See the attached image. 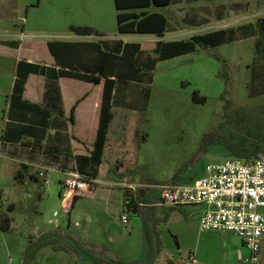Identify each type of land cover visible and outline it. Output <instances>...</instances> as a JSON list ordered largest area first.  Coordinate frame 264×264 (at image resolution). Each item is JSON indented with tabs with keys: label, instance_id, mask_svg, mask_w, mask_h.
Returning <instances> with one entry per match:
<instances>
[{
	"label": "rangeland",
	"instance_id": "obj_1",
	"mask_svg": "<svg viewBox=\"0 0 264 264\" xmlns=\"http://www.w3.org/2000/svg\"><path fill=\"white\" fill-rule=\"evenodd\" d=\"M8 1L0 0V41L9 40L17 30V25H27V18L28 24H31L35 15H40L45 20L49 16L48 8L55 0H43L41 10H30L29 17L26 16V9L22 4L24 0H18L20 5L17 12L9 8ZM60 1L66 3L63 8L66 23L74 22L77 26H84L91 22L89 18L97 20L89 13L86 0ZM76 1L82 3L81 8L80 5L79 8L73 6ZM107 1H111L114 7L113 0ZM176 1L179 3L167 10L176 26L175 32L163 38L123 36L124 40L145 45L188 39L198 34L235 28L264 17V0ZM150 10L165 13L164 8ZM117 23L115 17L111 18V23H107V40H115L119 35ZM53 24L49 23L36 32L28 33L23 40L28 44H38L36 57L41 62L50 57L47 48L42 47V44L67 40L66 36L72 35L68 24L64 29ZM0 44L5 46L4 42ZM254 55L255 38H249L216 48L198 49L194 53L159 62L146 115H140L136 111L132 114L127 110H113L114 119L108 142L111 147L118 148L119 157L123 155L121 144L128 142L127 134L133 129L130 122H133L136 130L147 136L146 141L139 147L137 140L132 141L136 147L137 164L133 168L135 178L133 176L128 181L161 186L170 182L185 164L195 160L189 172L181 177L184 185H190L203 177L204 168L208 164H218L230 158L223 145L208 144L207 135L221 133L219 126L225 122L223 114L226 105L223 97L231 100L233 109L238 111L257 113L264 106V97L252 98L247 91L251 77L248 66L252 64ZM14 64L13 58L0 53V130L7 109L6 99L14 78ZM73 85L78 87L72 89ZM62 86L68 101L89 96V101L80 108L76 127L72 130L75 135L90 140L95 130L94 125H97L94 112L97 110V102L101 100V92L81 82L64 80ZM138 90V85L131 88V100L137 99ZM196 93L206 98V103L196 102ZM74 105L75 103L68 107V114ZM202 147L205 148L203 151ZM31 156L38 159L41 155H31L20 147L0 149V207L5 213H8L11 205L14 210L9 213L14 219L13 230L8 233L0 231V264H76L86 256L75 241L84 244L103 261L113 264L148 262L150 255H156L159 257L158 263H162L170 256V252L177 254V244L168 232L165 238L169 237L167 239L171 251L167 247H162L160 251L154 231V227H158L160 223H152L133 213L128 215L130 221L127 224L121 222L126 187H115L114 194H111L110 187L99 184L92 192L96 200L80 198L74 208H67L60 195L63 192L61 184L69 175L50 170L48 185L30 179L26 180L24 186L17 184L14 176L20 165L25 161L29 162ZM43 168L32 167V171L35 173ZM113 169L114 154L110 150L108 162L102 170L105 182L115 178L120 180L113 173ZM128 183L127 186H130ZM117 193L121 194V203L116 201ZM92 209L95 211L90 212ZM59 229L64 233L65 239H60L61 242L56 245L59 249L65 247V251H55L54 244L43 238ZM261 256V264H264V245Z\"/></svg>",
	"mask_w": 264,
	"mask_h": 264
},
{
	"label": "trees",
	"instance_id": "obj_2",
	"mask_svg": "<svg viewBox=\"0 0 264 264\" xmlns=\"http://www.w3.org/2000/svg\"><path fill=\"white\" fill-rule=\"evenodd\" d=\"M115 2L119 12L118 30L122 36L139 35L163 38L176 31V26L167 10L179 1L115 0ZM152 8H164L165 13L151 12ZM201 25L203 24L198 26ZM70 32L81 38H95V41L55 40L47 42L45 47L49 56L53 58L52 66H48L46 61L31 63L24 60L19 62L13 94L8 102V113L5 111L4 115L7 114L15 121L22 123L23 127L18 128V125H12L15 131L20 133L19 139L7 141L9 138L7 130L4 139L8 144L16 146L20 144V141L22 142V138L32 134L31 139L36 141L27 145L20 144V148L26 149L31 155L43 151V155L50 159L75 163L76 172L90 186L98 179L107 164L110 150L114 155L118 154V148L111 147L108 142L110 126L114 119L113 110H127L132 114L136 111L140 115H146L151 99V87L159 62L191 54L198 49L216 48L236 41L255 38L254 60L248 66L251 77L247 84V91L252 98L264 97V17L235 28L198 34L188 39L159 41L145 45L141 42H129L123 39L107 40L88 26H71ZM6 44L11 47L17 46L14 42ZM31 75L45 79L43 97L41 103L38 104L24 98ZM64 80L74 83L81 82L101 92L98 124L91 143L77 137L74 131L72 132L77 124V110L89 96L75 101V105L68 114L61 86V81ZM134 85H138L139 90L137 99L131 100L130 91ZM194 100L201 103L207 101L198 93L194 95ZM223 100L226 102L223 114L225 122L219 126L221 133L208 134L207 143L223 145L230 158L244 161L258 159L264 155V106L257 113H248L234 110L231 100L225 97ZM129 125H132L133 129L127 134L128 142L121 144L120 150L123 151V155L116 160L113 169V173L119 179L135 176L133 168L137 164V156L135 155L136 147L132 141L137 140V147H139L147 137L146 134L136 130L133 122ZM74 143L82 145L85 153H77ZM204 149L202 147L201 151ZM194 163L195 160L185 164L167 184L183 185L181 177L189 172ZM32 167L35 166L22 163L14 176L15 182L24 186L27 179L42 181L39 177L40 170L36 169L37 172L34 173ZM79 199L80 197H75L72 207ZM149 201H162L161 191L156 187L150 190L137 189L135 191L126 188L124 189L123 214L133 213L141 216L143 214L141 204ZM12 212H14L13 205L8 207V213L3 212L0 207L1 232L8 233L13 230L14 219L9 214ZM43 238L54 244L55 251L66 250L65 247L59 249L56 245L61 242L60 239H65L61 233L53 232ZM174 239L178 246L175 236ZM75 244L93 264H111L97 257L84 244L81 245L76 241ZM156 259V255L155 257L150 255L148 262L138 264H155Z\"/></svg>",
	"mask_w": 264,
	"mask_h": 264
},
{
	"label": "crops",
	"instance_id": "obj_3",
	"mask_svg": "<svg viewBox=\"0 0 264 264\" xmlns=\"http://www.w3.org/2000/svg\"><path fill=\"white\" fill-rule=\"evenodd\" d=\"M7 1V0H5ZM85 2V4H89V13L94 15L97 20H91L89 18V23H85L84 26H88L96 30L100 35L103 36L104 39H107V31L108 26L107 23H111V18L115 17L116 21L118 18V10L116 8V2L113 0V6L111 4V1L107 0H92ZM24 8L26 9L25 14L26 16H30V10H41L43 7V0H24L22 2ZM65 2L60 0H55L51 7L47 4L48 13L49 16L45 17L44 19H41L40 15L33 16L31 20V24H28L29 18H27V25L21 27L16 26L17 30L10 36L9 40L0 41L4 42L5 46H2L0 44V53L3 56L11 57L15 61L14 67V78L12 82V86L9 90V95L7 96L6 103H7V109L6 112L8 113V102L12 97L14 85L16 82V76H17V67L19 62L21 61H28L31 63H38L39 58L36 57V51L38 49V44L34 43H25L23 40L27 38V36L33 32H36V30L42 29L45 27V25H48L49 23H54L55 26H61L63 29L65 28L66 24L67 26H77L74 22H67L63 18V8L65 7ZM19 1L18 0H9L8 6L11 10L16 11L19 8ZM81 8L82 3L80 2H74L73 6L75 8ZM68 6V4L66 5ZM112 8H114V13L112 12ZM18 11V10H17ZM16 11V12H17ZM2 18V15L0 14V19ZM117 29H118V23H117ZM29 33V34H28ZM118 34L115 39H125L122 35H120L119 30ZM58 37V36H56ZM67 40L65 41H95V38H81L74 34L71 36H66ZM14 42L17 44L16 47L6 46V43ZM47 43L42 44V47H45ZM49 56V55H48ZM48 66H52L54 61L53 58L50 56L47 60H45ZM39 78V79H38ZM44 86H45V79L42 77H38L37 75H31L29 79L28 88L25 92L24 98L32 103H41L43 93H44ZM62 86V81H61ZM74 86L71 87L72 89H75ZM63 89L64 94V101H65V107L66 110L68 107H71L75 101L68 99L65 96V91ZM89 97L85 100V103L89 101ZM83 104L80 105V107L77 110V116L80 108L83 106ZM99 108H100V101L97 102V110L94 112V120L97 121L98 124V118H99ZM17 116V115H16ZM95 121V123H96ZM11 125V127H10ZM12 125H18V128L23 127L22 123L15 121L13 118L4 115V120L2 124V128L0 130V149L2 148H13V147H20V144L27 145L28 143H33V141H36L34 139H31V135H27L26 137L22 138V142L20 141V144L13 146L11 144H8L4 136H6V130L8 131L7 141H13L17 140L20 137V133H17L12 127ZM8 128H10L8 130ZM94 132L92 138L90 140H87L81 136L76 135L77 137L83 139L84 141L91 143L95 137L97 125H94ZM73 132V130H72ZM74 133V132H73ZM9 134V135H8ZM75 134V133H74ZM33 136V135H32ZM25 143V144H24ZM123 143V142H122ZM111 144V143H109ZM74 149L77 153H85V149L82 145L74 143ZM42 151V150H41ZM41 156L36 159L33 156L31 157L30 161H25L24 163H28L35 167H44L46 169L50 170H56L59 171L66 176L72 171H76L75 163L73 162H66L64 160H53L43 155V151L39 152ZM25 156H27L26 153H24ZM122 157V156H121ZM118 155H114V164L118 158H121ZM108 159V158H107ZM32 162V163H31ZM133 178V177H132ZM135 178V176H134ZM128 180H132L129 178L126 179H120L119 181L116 180H103L102 172L98 179L93 182L92 186H89V189L87 192L81 193L78 195V197L82 198H92V200H96V196L94 193V188L99 184L107 185V187H110L111 194H114L115 192L113 189L115 187H129L131 190H150L156 187V185L148 184V183H137L136 181L130 182ZM129 182V183H128ZM127 183L130 184V186H127ZM134 183V184H132ZM62 185V184H61ZM135 187H137L135 189ZM149 195V194H148ZM114 199V196L111 195ZM152 198V197H149ZM117 202L121 203V194L117 193ZM124 199V198H123ZM76 205V204H75ZM74 205V207H75ZM72 207V208H74ZM141 207L143 208V214L141 215L142 218L150 220L152 223L156 221V223H160L161 225H158V227H154L155 235L158 239V247L160 251L162 250V247H167L169 251H171L170 243L166 237L168 233L172 235V237H176L178 241V250L177 254H173L170 252V256H167L165 258V261L162 263H158V258L156 259L155 264H248L246 260L250 259L252 256L251 251L244 245L243 240L236 236V235H227L225 233H206L202 232L199 228V219L204 211L203 206H185V207H174L167 204H164L162 201H156V202H147L145 204H141ZM124 210V206L123 209ZM95 211V209L90 210ZM92 214V213H91ZM88 220H90V217H88ZM130 221V220H129ZM64 236V233L59 229L58 231ZM168 232V233H167ZM53 233V232H52ZM236 236V237H235ZM238 238V239H237ZM174 239V238H173ZM163 240V243L161 242ZM175 240V239H174ZM263 245H264V238H263ZM263 245H262V251L263 252ZM162 254V253H161ZM262 256H260V263ZM141 261H138L136 264L140 263ZM110 263V262H109ZM76 264H93L91 260L87 257H85L83 260H79ZM113 264V263H111Z\"/></svg>",
	"mask_w": 264,
	"mask_h": 264
},
{
	"label": "built area",
	"instance_id": "obj_4",
	"mask_svg": "<svg viewBox=\"0 0 264 264\" xmlns=\"http://www.w3.org/2000/svg\"><path fill=\"white\" fill-rule=\"evenodd\" d=\"M49 172L46 168L40 170L44 185L50 183ZM68 175L60 195L67 208L90 186L78 172ZM156 188L161 191L164 204L203 206L200 230L240 237L252 253L246 262L260 263L264 238V155L252 161L228 158L218 164H208L203 177L193 184H166ZM128 221V214H123L121 222L127 224Z\"/></svg>",
	"mask_w": 264,
	"mask_h": 264
}]
</instances>
